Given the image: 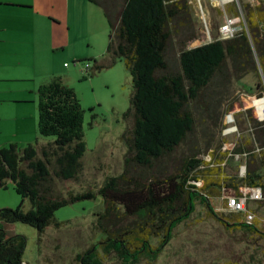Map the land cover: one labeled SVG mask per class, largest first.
Returning a JSON list of instances; mask_svg holds the SVG:
<instances>
[{"label": "trees", "instance_id": "1", "mask_svg": "<svg viewBox=\"0 0 264 264\" xmlns=\"http://www.w3.org/2000/svg\"><path fill=\"white\" fill-rule=\"evenodd\" d=\"M86 1L102 9L110 28L108 60L93 69L109 68L120 60L131 77L130 104L123 115L131 126L122 135L126 146L122 172L106 177L97 191L102 211L94 229L102 238L77 255L75 264H102L100 252L113 254L119 264L156 260L174 229L195 212L196 203L224 227L264 239L258 222L247 224L238 213H231V222L210 203L213 194L243 198L244 190L252 188L260 189L264 199V122L256 118L253 102L243 96L237 99L249 122L248 139L240 138L224 152L225 140L214 150L211 142L194 140L176 170L169 165L177 148L194 134L195 107L205 106L202 109L217 116L216 107L226 99L232 83L258 73L264 82L263 1L242 4L247 32L241 30L232 39H215L195 48H188L198 37L188 0H122L118 10L114 0ZM173 43L178 50L177 70L167 59ZM256 87L263 88L261 83ZM37 96L38 134L54 141L41 148V159L30 144L22 150L13 143L0 148V188L11 181L22 199L14 209H0V223H21L43 233L51 225L61 226L54 218L57 210L94 200L96 194L90 190L63 194L57 186L78 181L83 171V110L74 90L53 77L39 86ZM237 108L233 101L226 112L232 114ZM203 135L207 137L204 131ZM205 152L209 160L199 158ZM235 156L244 158L242 177L226 173L227 158ZM24 200L31 205L27 211ZM155 239L159 243L153 246ZM25 247L22 235L8 237L0 226V264H26Z\"/></svg>", "mask_w": 264, "mask_h": 264}, {"label": "rangeland", "instance_id": "2", "mask_svg": "<svg viewBox=\"0 0 264 264\" xmlns=\"http://www.w3.org/2000/svg\"><path fill=\"white\" fill-rule=\"evenodd\" d=\"M253 1L240 0V3ZM1 2L15 6L31 4L33 8L27 12L0 5V26L6 27L0 30V148L13 143L22 150L30 144L36 149L37 158L41 159V148L53 143L54 138L38 134L37 90L51 78H60L74 90L83 110L86 151L80 160L83 171L78 181L58 182L57 186L63 194L90 190L96 197L57 210L54 218L62 223L61 226L51 225L43 233L21 223H0V226L8 237L22 235L26 239L23 252L26 264H75L77 255L102 238L94 229L97 214L102 211L98 188L106 177L117 176L123 170L126 146L122 135L131 126L123 115L130 104L131 77L120 60L109 68L93 69L94 65L108 60L106 49L110 28L99 6L86 0ZM188 2L191 25L198 34L188 48L217 39L218 28L223 22L222 13L212 8L208 0H201L200 4L196 0ZM114 3L117 10L122 6V0H114ZM229 13L235 15V11ZM177 51L173 43L167 52L168 62L174 70H177ZM257 83L263 88L257 89ZM227 93L226 99L216 107L217 116L204 110L205 106L194 108V134L172 155V162H168L173 166L171 170H176L194 140L211 142L212 150L225 140L224 152L233 148L240 138L248 139L249 122L244 109L240 110L242 102L237 99L242 94L249 102L258 103V97L264 96L261 74H250L232 83ZM207 94H211V89ZM233 101H237L239 109L229 114L226 109ZM203 131L207 137H203ZM199 158L209 159L206 152ZM225 164L229 175H242L244 158L228 157ZM21 167L25 168V165ZM251 193L247 190V194ZM227 196L233 195L227 193L224 197ZM224 197L211 200V206L220 217L234 222L225 207ZM21 201L13 183L6 181V188H0V209H14ZM30 208V202L24 200L23 209ZM246 210L250 213L249 218L241 217V221H256L257 228L264 232V199L249 198ZM158 243L159 239L152 241L153 246ZM100 254L102 264H119L113 254ZM139 264H264V239L243 230L224 227L209 217L206 208L196 203L195 212L174 229L172 238L156 260L143 259Z\"/></svg>", "mask_w": 264, "mask_h": 264}, {"label": "built area", "instance_id": "3", "mask_svg": "<svg viewBox=\"0 0 264 264\" xmlns=\"http://www.w3.org/2000/svg\"><path fill=\"white\" fill-rule=\"evenodd\" d=\"M199 4L201 0H196ZM209 5L212 8L219 10L222 13L223 22L218 28L217 39L228 40L232 39L239 31L245 30L247 27L244 18V12L240 0H208ZM235 11V15H231L229 12ZM65 66H67L65 64ZM242 96V94L240 95ZM244 97V96H243ZM254 103V102H253ZM254 113L259 122H264V96L261 100L253 105ZM209 160V159H208ZM245 174V166L242 169V176ZM247 190H251V194H247ZM243 198H237L234 196H227L224 198L225 207L231 213L241 214L243 219L249 218V212L246 210V204L249 198L258 200L261 199V190L258 188L246 189L244 191ZM252 221H245L247 224H251Z\"/></svg>", "mask_w": 264, "mask_h": 264}, {"label": "crops", "instance_id": "4", "mask_svg": "<svg viewBox=\"0 0 264 264\" xmlns=\"http://www.w3.org/2000/svg\"><path fill=\"white\" fill-rule=\"evenodd\" d=\"M0 1H2V0H0ZM6 3H10V2H6ZM0 5H4V6H10V7H12V8H18V9H20V10H23V11H31L32 10V8H33V6L31 5V4H27V5H29V6H15V5H11V4H2V2L0 3ZM1 27H3V26H0V30H2V29H6V27H3V28H1ZM2 42V40L0 39V43ZM2 48V47H1ZM1 48H0V50H1ZM9 52V51H8ZM10 67V66H9ZM10 69H8V71H9ZM227 173V172H226ZM213 195H216L212 200H214V199H222L223 198V196H219V194H213ZM225 198V197H224ZM224 204H225V200H224ZM242 219V218H241Z\"/></svg>", "mask_w": 264, "mask_h": 264}]
</instances>
